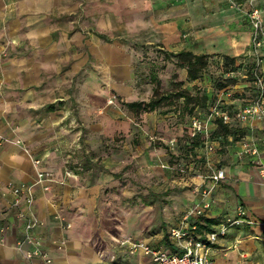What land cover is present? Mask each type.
I'll return each instance as SVG.
<instances>
[{"label":"rangeland","instance_id":"obj_1","mask_svg":"<svg viewBox=\"0 0 264 264\" xmlns=\"http://www.w3.org/2000/svg\"><path fill=\"white\" fill-rule=\"evenodd\" d=\"M228 3L244 18L258 8L264 33V0ZM160 9L155 0H0V34H7L0 47V153L19 146L34 167L44 151L57 157L74 176L66 178L58 207L103 264H137L143 250L122 245L128 238L168 249L167 231L179 217H208L210 209L228 220L242 210L252 223L243 220L217 237L221 264H264V220L239 208L246 205L240 191L264 174V128L234 117L264 88V47L254 46L251 34L248 51L238 56L205 49L196 35L168 40ZM28 33L45 34L46 42L38 45ZM180 50L207 54L196 80L175 55ZM163 95L168 99L154 110L125 105ZM193 116L203 131L192 129ZM242 138L258 144V156L237 157ZM233 156L244 176L214 183V170L232 174ZM245 157L257 168L247 167Z\"/></svg>","mask_w":264,"mask_h":264},{"label":"crops","instance_id":"obj_2","mask_svg":"<svg viewBox=\"0 0 264 264\" xmlns=\"http://www.w3.org/2000/svg\"><path fill=\"white\" fill-rule=\"evenodd\" d=\"M155 1L157 7L162 8L157 10V16L162 18L161 22H165L161 31L169 34L168 40H176L179 38V34L183 38L196 35L197 38L204 37L205 42L202 46L210 51L233 56L248 51L250 27L243 15L229 5L228 0ZM205 7L210 9L206 10ZM179 28L184 32H179ZM28 36L38 45H44L46 42L45 34L28 33ZM6 38L7 34H0V47L2 40ZM100 38L105 42H110L103 35H100ZM9 68L12 69V67ZM47 110L53 112L55 109L53 105L48 104ZM254 119H250L252 127L264 128V122ZM2 133L3 130L0 129L1 137ZM17 133L23 137L26 136L24 133ZM259 145L264 153V145ZM6 149L4 148L8 153H4V150H1L0 153V264H103L95 251L88 246L81 231L75 228L73 223L67 225L70 216L68 217L69 214L61 211L58 207L61 202L56 201L59 198L63 199V192H67L63 190L66 178L74 176L67 175L62 164L57 161V157L48 150L38 156L41 163L34 167L27 157H24L21 147L13 146L9 151ZM257 158L255 157V159ZM236 160L237 158L233 156L232 164L236 165L228 167L229 173L231 171L232 174L224 175V178L218 181L219 185L224 181L227 184H233L237 180V175L244 176L246 170L243 169L244 166L237 165ZM244 162L249 168H257L254 166L255 164H252L253 160L250 157H245ZM247 170L249 171V169ZM38 171L50 173V177L47 176L45 180L35 183ZM261 175H257L255 178L252 175L253 184L247 187L243 185L245 190L240 191L239 195L246 199V205L239 208L245 210L246 216L256 222L264 220V174ZM45 185L49 186V190H44ZM219 185L216 186V189ZM17 186L23 188L30 186L29 189L32 192L30 205L26 203L24 190L17 194L13 192V188ZM230 187L232 188L231 185ZM209 203L207 204L209 205ZM222 203H216L220 210L225 207V203ZM211 215L212 210L210 209L207 216L214 218ZM226 217L228 216L224 215L221 219H214L218 220L217 224L220 225L228 219ZM28 218L36 220V225L30 231L29 241L24 239V223ZM215 244L209 246L207 253L209 252L211 257L214 256L212 263L221 264L225 260V256L220 254L223 250V241L218 243V246ZM167 248V251L177 249L172 239L168 240ZM28 252H37L38 254L28 258L26 255ZM135 253H139V250ZM231 253L236 256L235 250L229 252V254ZM138 257L137 264H154L151 257L144 252L140 253Z\"/></svg>","mask_w":264,"mask_h":264},{"label":"built area","instance_id":"obj_3","mask_svg":"<svg viewBox=\"0 0 264 264\" xmlns=\"http://www.w3.org/2000/svg\"><path fill=\"white\" fill-rule=\"evenodd\" d=\"M245 19L248 22L251 28V41L254 46L262 45L264 47V33L262 29V22L260 19V13L258 8L252 5L247 13L245 14ZM258 82L261 81L257 78ZM264 116V88L258 93V96L254 100V102L246 105L237 113L234 114V117L239 121H245L250 118H261ZM222 122H226L229 116L225 114H221L219 116ZM191 126L195 133L199 131H203V123L201 120L193 116L191 119ZM259 154V146L256 142H252V140L247 138H242L237 141L236 146V155L237 157L242 156H258ZM264 164V161L263 163ZM224 170L216 169L213 171L211 178L214 183H218L219 180L224 178ZM48 174H44L42 171L37 172V180L42 181ZM22 190L25 191L26 194V203L30 205L32 203V193L31 190L27 188H23L22 186H17L13 188L14 193H19ZM207 207V205H205ZM188 215H185L180 220L179 224L170 228L169 236L174 241L177 249L174 251H167L159 247H153L149 244H144L141 241H133L132 239H126L122 242V245L128 246L133 249H142L143 252L150 256L154 264H208L209 259L207 256V249L209 246L215 244V241L218 236H224L226 230L229 226L238 225L241 222L246 221L247 223H251L244 218V211L239 210L236 218L231 220H226L221 223V229L219 232L212 230L209 232V235L203 238L197 236L193 233V230L190 229L188 225ZM36 225V220L33 218L26 219L24 223L25 236L24 239H30V231ZM194 228V227H193ZM34 254H38L37 252H28L26 255L28 258L32 257ZM49 261V260H48Z\"/></svg>","mask_w":264,"mask_h":264},{"label":"trees","instance_id":"obj_4","mask_svg":"<svg viewBox=\"0 0 264 264\" xmlns=\"http://www.w3.org/2000/svg\"><path fill=\"white\" fill-rule=\"evenodd\" d=\"M177 56H180L183 60L184 63L186 64V69H187V75L191 80H196L198 78V74L202 71V69L206 65V57L207 54H198V55H193L191 52L188 51H180L179 53L175 54ZM178 97L185 96L183 92H179L177 95ZM168 99V95H163L159 97H153L148 103H143V102H128L125 103L127 107H129L132 110H154L156 107L161 105L163 101ZM219 126L222 128V134L226 135L228 134V124H224L221 122L219 119ZM182 217H179L177 222L173 224L170 228L176 226L179 224L180 220ZM188 225L191 230H193V233L197 236H200V238H203L206 236V233L209 231H212V225L217 224L219 221L214 219V218H209L205 216H199L195 218V220H192L188 218ZM194 227V228H193ZM167 231V240H171L169 236V230Z\"/></svg>","mask_w":264,"mask_h":264}]
</instances>
